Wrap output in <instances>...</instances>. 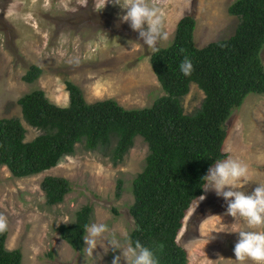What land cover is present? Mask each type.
<instances>
[{"label": "rangeland", "instance_id": "1", "mask_svg": "<svg viewBox=\"0 0 264 264\" xmlns=\"http://www.w3.org/2000/svg\"><path fill=\"white\" fill-rule=\"evenodd\" d=\"M234 1L148 0L162 15V32L167 34L158 48L171 44L185 15L196 20L197 47L230 37L238 24V18L228 12ZM98 6L99 0H0V119L19 118L26 129L24 141L41 132L25 122L18 104L22 95L35 89H42L51 102L68 106L65 81L70 80L87 103L114 99L126 109L150 107L164 94L150 64L152 52L138 32L120 21L123 10L109 3L100 10ZM261 58L264 64V47ZM31 65L39 66L42 73L28 83L23 76ZM203 98V91L191 83L181 98L184 113L193 112ZM225 126L223 152L247 164L252 181L243 190L251 191L264 183V95L248 94ZM147 154L146 142L136 136L117 165L99 152L84 151L81 145L55 167L27 177H15L7 166L0 165V217L7 221L5 247L20 249L22 264H112L121 250H107L106 244L98 245L93 254L85 244L82 251L74 250L57 228L71 223L76 211L90 204V224L108 223L124 246L123 233L130 234L135 226L130 212L133 180L142 171ZM49 175L71 182L70 192L59 204H46L41 183ZM118 179H122L119 196ZM201 195L203 200H199ZM201 195L188 209L177 236L178 244L187 251V264H241L233 251L238 238L233 230L247 228V224L228 215L226 202L214 191L203 190ZM120 264H125L122 256Z\"/></svg>", "mask_w": 264, "mask_h": 264}, {"label": "trees", "instance_id": "2", "mask_svg": "<svg viewBox=\"0 0 264 264\" xmlns=\"http://www.w3.org/2000/svg\"><path fill=\"white\" fill-rule=\"evenodd\" d=\"M228 12L238 18L234 33L197 47L196 20L183 16L167 47L151 53L150 64L164 92L150 107L126 109L114 99L87 103L81 89L65 81L69 105L51 102L42 89L18 99L23 119L42 133L25 140L26 129L19 118L0 119V165L15 177H27L55 167L62 156L73 154L75 144L101 153L119 164L136 136L148 146L145 165L133 180L134 202L130 207L134 228L132 241L150 246L160 264H187L188 254L177 242L184 217L202 193L201 177L228 153L222 146L226 121L248 94L264 95V0H235ZM188 57L194 66L189 76L180 71ZM42 73L31 65L23 76L28 83ZM191 83L204 93L198 108L184 113L181 98ZM72 186L69 179L46 176L41 183L46 204L62 202ZM118 179L116 195L121 194ZM92 206L76 211L71 223L57 230L72 249L84 248L85 228ZM7 228L0 232V264H22V253L5 247Z\"/></svg>", "mask_w": 264, "mask_h": 264}, {"label": "clouds", "instance_id": "3", "mask_svg": "<svg viewBox=\"0 0 264 264\" xmlns=\"http://www.w3.org/2000/svg\"><path fill=\"white\" fill-rule=\"evenodd\" d=\"M106 3L123 10V14L119 17L120 21L127 22L133 31L138 32L143 44L153 54L159 52L158 42L162 36L166 39L167 34L162 32L163 18L155 6H151L148 0H99L97 10L102 9ZM179 67L185 76L191 75L194 70L193 63L188 57L184 58ZM78 145L87 151L83 143H76L75 152ZM67 155L72 154L64 156ZM249 181L252 180L249 177L247 164L229 155L209 167L207 174L201 177L200 187L205 192L212 190L216 196L222 197L227 204V214L236 220H243L248 226L233 230L238 233L233 249L235 259L241 264L247 260L252 261V264H264V183H258L251 191L243 190ZM204 198V195H201L199 200ZM6 228V219L0 217V232ZM85 231L87 235L83 240L89 254H93L98 245L103 247L106 244L107 250L108 247L121 250V255L115 256L112 264H120L121 256L125 264H160L154 250L139 240L132 241L128 231L123 233L124 246L106 222H94L86 226ZM101 241L103 244L100 243Z\"/></svg>", "mask_w": 264, "mask_h": 264}]
</instances>
